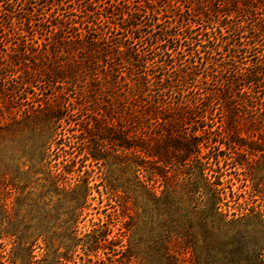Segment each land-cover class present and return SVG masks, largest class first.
Segmentation results:
<instances>
[{"label": "trees", "instance_id": "trees-1", "mask_svg": "<svg viewBox=\"0 0 264 264\" xmlns=\"http://www.w3.org/2000/svg\"><path fill=\"white\" fill-rule=\"evenodd\" d=\"M216 145L264 162V0H0V264H264V164L237 216Z\"/></svg>", "mask_w": 264, "mask_h": 264}, {"label": "rangeland", "instance_id": "rangeland-1", "mask_svg": "<svg viewBox=\"0 0 264 264\" xmlns=\"http://www.w3.org/2000/svg\"><path fill=\"white\" fill-rule=\"evenodd\" d=\"M73 1V0H72ZM37 36V35H36ZM42 41V39H41ZM217 108V106H216ZM217 116H220V108L216 109ZM29 133V127L21 124L19 127H12L11 130H9L6 134V138L8 140H14L22 135H27ZM245 145H247V139L244 140ZM234 148V147H233ZM244 148V147H242ZM239 148V150L230 149V150H224L223 145H216L212 149V153L219 156V159H223L227 156L229 159L227 163L224 165L227 175L223 178L225 182L226 192H227V199L231 201V204L233 206V211L237 216H242L243 214L248 212V209L251 208V206H255L259 203L260 196L258 194H255L251 187V180L248 173V167H247V159L248 161L254 163L257 161L258 156H251L249 155L247 157V148ZM238 158L239 164L236 165V161L234 158ZM264 162L258 161V163H254L252 170L256 171V168H259L262 166ZM93 167V166H92ZM91 166H87L86 168L92 169ZM95 171H98L97 167H94ZM100 173H95V179L98 182L97 176ZM36 178L32 180V183L30 188L33 186L36 187ZM30 188L28 190H30ZM102 188V187H100ZM94 200L91 201V206L88 210L85 211L86 213V219L85 221L80 225L82 235L89 233L92 231L95 226H93V222H112L109 223V238L114 239L118 244H128V238L129 235L123 236V231L126 230V225L135 222L136 220V213L135 211L131 212V217H128L129 215H122L120 211H115V203L110 201L106 194H100L96 190L93 191ZM16 195L13 193L9 198L8 202H12ZM117 213H121L118 217L116 216ZM117 217V218H116ZM112 218V219H111ZM119 244V245H120ZM7 250L10 249V245H7L5 247ZM120 248V247H117ZM3 249L0 248V252ZM43 250L36 249V253L41 256V253ZM103 250H100L97 253L96 259H102L105 258V254L103 253ZM81 255L83 254L82 250H79ZM92 256V255H91ZM78 263H81L80 260H77ZM130 264H136L133 260Z\"/></svg>", "mask_w": 264, "mask_h": 264}]
</instances>
